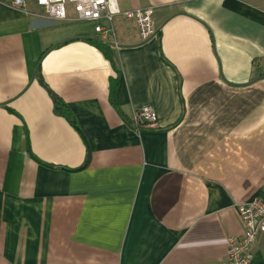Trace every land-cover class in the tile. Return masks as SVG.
<instances>
[{
  "label": "crops",
  "instance_id": "1",
  "mask_svg": "<svg viewBox=\"0 0 264 264\" xmlns=\"http://www.w3.org/2000/svg\"><path fill=\"white\" fill-rule=\"evenodd\" d=\"M118 3L158 34L0 0V264H223L264 197V0Z\"/></svg>",
  "mask_w": 264,
  "mask_h": 264
},
{
  "label": "built area",
  "instance_id": "2",
  "mask_svg": "<svg viewBox=\"0 0 264 264\" xmlns=\"http://www.w3.org/2000/svg\"><path fill=\"white\" fill-rule=\"evenodd\" d=\"M9 1L16 8H25L27 6V0ZM35 1L38 6L45 10V16L53 20L94 22V29L101 35L102 41L114 46H119L114 24L116 16L119 15L136 22L143 41H148L158 34L153 20L154 7L123 10L118 0ZM70 8L73 9V16H70ZM131 124L138 132L156 129L159 127L158 114L151 105L135 108L132 112ZM234 208L243 222L244 230L239 238L229 237L227 257L223 264H252L258 237L264 232V197L237 202Z\"/></svg>",
  "mask_w": 264,
  "mask_h": 264
},
{
  "label": "trees",
  "instance_id": "3",
  "mask_svg": "<svg viewBox=\"0 0 264 264\" xmlns=\"http://www.w3.org/2000/svg\"><path fill=\"white\" fill-rule=\"evenodd\" d=\"M64 115L70 120V122L74 123L73 117L70 114L65 112Z\"/></svg>",
  "mask_w": 264,
  "mask_h": 264
},
{
  "label": "water",
  "instance_id": "4",
  "mask_svg": "<svg viewBox=\"0 0 264 264\" xmlns=\"http://www.w3.org/2000/svg\"><path fill=\"white\" fill-rule=\"evenodd\" d=\"M88 39H90V40H96V39H92V38H88Z\"/></svg>",
  "mask_w": 264,
  "mask_h": 264
}]
</instances>
